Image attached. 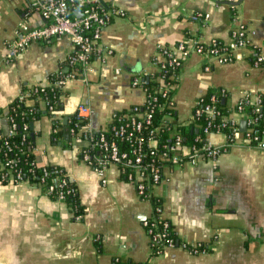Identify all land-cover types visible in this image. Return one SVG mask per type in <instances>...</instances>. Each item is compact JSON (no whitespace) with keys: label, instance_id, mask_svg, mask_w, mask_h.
I'll return each mask as SVG.
<instances>
[{"label":"crops","instance_id":"obj_1","mask_svg":"<svg viewBox=\"0 0 264 264\" xmlns=\"http://www.w3.org/2000/svg\"><path fill=\"white\" fill-rule=\"evenodd\" d=\"M29 2L0 0V132L6 129L3 119L11 102L25 86L48 85L49 76L75 50L68 37L58 36L8 57L21 24L37 27L46 22L29 11ZM114 3L123 14L102 32L107 47L103 59L92 60L85 69L67 66L74 78L62 87L63 110L55 117L44 114L33 124L39 160L65 168L86 212L76 216L65 199L52 197L39 183H0V264H114V259L135 264H264V136L253 144L246 130L241 131L215 159L166 167L163 182L154 187L163 199V218L181 241L208 242L211 252L194 254L176 244L157 255L144 224L154 214L152 202L139 196L118 165H109L101 175L83 161L81 152L90 140L71 136V131L57 143L52 140L54 119L67 123L80 104L89 108V127L95 132L108 128L116 112L144 105L146 94L132 87V81L140 77L145 82L158 73L161 48L193 39L230 44L233 30L242 25L249 44L233 50V61L221 63L194 51L183 63L174 91L176 115L169 118L177 128L188 123L199 100L214 91L225 93L222 101L231 110L227 117L241 128L247 114L236 111L238 103L245 96L257 103L264 94V0ZM198 14L201 18L194 19ZM258 55L263 59L259 63ZM41 108L46 109L44 102ZM207 138L215 147L227 143L224 132Z\"/></svg>","mask_w":264,"mask_h":264},{"label":"built area","instance_id":"obj_2","mask_svg":"<svg viewBox=\"0 0 264 264\" xmlns=\"http://www.w3.org/2000/svg\"><path fill=\"white\" fill-rule=\"evenodd\" d=\"M107 1L110 4L108 7L106 3H103V0H30L29 11L39 13L46 22L37 27L21 24L17 31L16 40L10 46L8 57H17L21 50L34 42L66 36L75 47L74 52L70 55V63L73 67L85 69L92 60H102L107 50V47H104L102 43V32L116 16L123 14L115 5V0ZM201 16L202 14H198L194 15L193 18L198 19ZM232 36L233 39L230 44H221L218 39L213 40L209 44H203L199 40L193 39L182 41L174 48H161L160 54L162 60L156 62L159 71L153 79L159 82V86L156 89L157 95L148 94L147 88L141 82L140 77H136L132 81V87H139L145 92V104L147 105L145 111L141 113L140 106H134L122 116L125 120L122 121L120 118L119 120L121 121L118 124L97 131L101 132L98 139H95L92 135H88V133L95 131L89 127V108L84 104H80L75 114L80 125L78 128L72 127L70 129L71 134L73 136H83L85 139L90 140L92 148L98 150V154H92L88 147L83 148L81 152L82 160L93 165L101 175L104 174L109 165H118L122 176L135 184L139 196L142 199L150 200V196L155 194L154 187L161 184L165 178L166 167L182 164L185 161L182 159L184 153L178 152L183 145V136L176 124L172 121L173 127L171 132L175 139L174 143L169 146L166 145V149L159 152L156 136L160 133L161 126H155L153 122L156 109L167 108L175 110L174 91L179 75V71L177 73L176 69L179 68L180 70L183 63L194 51L202 55L215 57L221 63L233 61V50L236 47L248 45L249 41L247 39V30L242 25L233 30ZM262 60V56L258 55L256 62L259 63ZM206 70H210L209 65L206 66ZM63 76L60 81L55 82L61 90L67 80L74 78L73 73H67ZM51 84L52 82L48 85ZM33 87L35 86L30 88ZM28 95H30V91L27 90L23 91L19 97L21 101L29 104L32 101L27 99ZM204 97L199 100L197 105L203 102ZM219 97L218 93L212 94L210 102L203 105L204 107L201 109H197L195 114L192 115L193 117L204 113L208 119L207 125L204 127V134L206 136L202 137V135H198L196 137V140L203 141L204 144L201 147L197 145L191 146L192 154H190L188 160L193 163H196L201 157L210 160L217 158L222 151L227 149L228 139L233 141L235 136L241 132L240 123L226 116L225 119L231 130L229 134H226L227 143L223 147H215L208 140L207 136L215 132L211 128L220 127L215 122L216 116L220 115V111L216 107ZM161 99L163 100L161 101ZM243 99L251 103L248 96H245ZM243 99L237 105V112L243 113L244 111ZM44 104L47 105L46 102ZM251 104L255 105V109L253 115L245 114L247 124L245 135L248 141L252 143L253 141H259L260 143L264 136V130L262 131L258 126L259 122L264 120V115L260 111L261 98H259L257 103ZM50 110L53 113V117L60 111L53 106H50ZM166 115L169 118L172 117L169 114ZM6 119L8 121V134L2 135L0 132V146L3 145L6 148L5 151L0 150V183H6L12 179L16 183L32 181L45 187L47 183L46 176L49 172L44 168L42 176H37L35 174V161H26L27 164L31 165L29 168L31 176L27 177L23 174V170L19 167L20 157L18 155L27 154V151L24 148L16 149V145L10 141L9 137L16 133L17 123L14 116L10 115V113L6 115ZM222 125L226 126V123ZM23 129L27 131V124L24 125ZM107 131L112 132V134L106 136L105 132ZM261 133L263 134L262 136ZM145 134L148 135V139L145 138ZM26 137L27 135L24 134L23 140ZM117 138L126 142L129 145V149H122L120 141ZM11 152H14L15 154L13 155L15 156H11ZM165 158L170 159V165H163L161 163V159ZM66 181L64 179L59 185H65ZM103 181L106 182L105 179ZM54 190V186L51 185L46 188L49 195ZM55 197L62 200L65 199V194L63 191H60ZM162 212L163 206L160 208V215L158 217L152 216L147 218L144 224L150 234L152 247L164 250L176 244L174 239L167 238V232L165 231L171 226L170 222L164 223V228L158 225V221L163 219ZM190 245L191 249L186 244H182L181 246L191 253H202L199 250V243ZM116 261L120 262L119 259H116Z\"/></svg>","mask_w":264,"mask_h":264},{"label":"trees","instance_id":"obj_3","mask_svg":"<svg viewBox=\"0 0 264 264\" xmlns=\"http://www.w3.org/2000/svg\"><path fill=\"white\" fill-rule=\"evenodd\" d=\"M104 3H106L107 7L110 5L108 4L107 0H103ZM219 43L223 44L224 41L218 40ZM65 65H62V67L55 73H52L49 78L50 82H52L51 85L46 86H35L33 88H30L29 86H25L24 91H30V95L27 96V99L31 100L32 103H25L24 101H21L20 97H17L14 99L13 102H11L9 106V113L10 115L14 116L15 121L17 123V130L16 133L9 137L10 141L16 145V149L24 148L27 151V154L18 155L20 157L19 160V167L23 170V174L27 177L31 176V173L29 174V168L30 164H27L26 161H35L36 167H35V174L37 176L41 177L44 168L48 170V175L46 176V186L45 189L48 188L50 185L54 186L55 190L51 194L52 197H55L56 194L60 191H63L65 194V200L75 209L76 216L82 217L84 216L86 209L85 206L81 203L80 196H79V189L75 181H72L70 177L67 175V172L63 166L55 165L51 163H46L44 161H40L38 156L39 153L36 150V144H35V136L33 131V124L37 120L41 119L44 114H48L50 116H53V113L50 110V106H53L54 108H57V110H63V103L61 96L63 95V92L61 91V88L55 84L56 81H60L64 76L66 75V67L70 66L73 68V66L70 63V56L67 58V61L64 63ZM72 70V69H71ZM177 73L179 71V68L176 69ZM69 73V72H68ZM155 75H148V77H145L144 86L147 88L148 94L157 95L156 89L159 86V82L152 80V78ZM218 93L211 91L209 92L205 97L203 102L199 103L195 106L193 110V114H195L197 109H201L204 107L206 103L210 102V97L212 94ZM219 94V101L216 103L217 110L220 111V115L216 116V124L220 125V127H212V131L215 132H224L226 134H229L230 127L228 122L226 121L225 117L231 112L230 108L227 106L226 103H224L222 100L225 96V93L222 95ZM261 107L260 111L264 115V94H261ZM163 99H161L162 101ZM46 102V109L43 110L41 108V103ZM147 107L146 104L140 106V112L142 113L145 111V108ZM238 106H236V109ZM243 107H244V113L247 115H253L255 105L249 103L248 101H245L243 99ZM125 111H118L115 113L114 120L110 124L109 127H112L115 124H118L121 120H125L122 116L125 114ZM166 114L171 115L174 117L176 115V111L173 109H156L155 115H154V125H160L161 131L156 136L158 142V149L159 152H162L166 149V145H172L174 143V137L172 135L171 129L173 127V123L171 120H169V117H167ZM206 114L202 113L201 115H195L191 117L188 123H183L178 125V129L180 130V133L183 136V145L182 149L184 150V155L182 157L183 160H188L191 152V146L197 145L198 147H201L204 142L196 140V137L198 135H202V137L206 136L204 134V127L207 125L208 119L206 118ZM121 118V120H119ZM226 123V126H223L222 124ZM27 124L28 129L25 131L24 125ZM79 123L77 120L76 115L71 116L68 118V122L65 123L63 119L57 118L54 119V131H53V142H58L60 138H63L66 136V128L68 127L71 129L72 127L78 128ZM261 130H264V120H261L258 125ZM8 134V133H7ZM24 134L27 135L26 139L23 140ZM106 136H110L112 132L107 131L105 132ZM88 135H92L95 137V139H98L101 135V132H93L88 133ZM263 134L261 133V136ZM73 136V135H71ZM145 138L148 139V135L145 134ZM118 141H120V146L122 149H129V145L121 141L119 138H117ZM235 139V138H234ZM232 140L228 139L227 149L232 145L234 142ZM259 141H253V144H258ZM1 151H5V146L1 145ZM89 151L93 154L95 151H98L97 149L94 150L92 146L90 145L88 147ZM204 152V151H203ZM15 154L14 152H11V156ZM1 156V155H0ZM161 163L163 165H170V159L165 158L161 159ZM59 171V172H58ZM67 180L65 185L60 186L59 183L63 180ZM150 201L152 202L154 206V214L153 217H158L160 215V208L163 206V199L161 196H157L153 194L150 196ZM169 222L168 219H161L158 221V225L162 228H164V223ZM167 232V238H172L175 241V244H186L188 248L191 249V245L185 241H181L176 233V231L170 226L165 230ZM199 243V250L202 252H211V248H209L210 243L208 242H198ZM153 248V255H157L161 253L163 250L159 249L158 247H152ZM114 264H135V263H124V262H117L116 259H114ZM137 264V263H136Z\"/></svg>","mask_w":264,"mask_h":264},{"label":"water","instance_id":"obj_4","mask_svg":"<svg viewBox=\"0 0 264 264\" xmlns=\"http://www.w3.org/2000/svg\"><path fill=\"white\" fill-rule=\"evenodd\" d=\"M103 3H104V1H103ZM3 121L6 123V129H4V131L3 132H1V134L2 135H7V133H8V123H7V119L6 118H4L3 119ZM246 130V121L245 120H243L242 122H241V131H245ZM66 133L67 134H69L70 133V129L67 127L66 128ZM67 136V135H66Z\"/></svg>","mask_w":264,"mask_h":264}]
</instances>
